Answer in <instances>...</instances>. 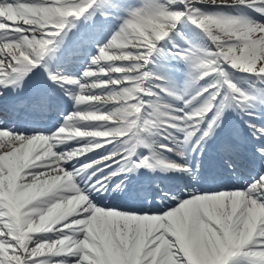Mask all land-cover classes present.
<instances>
[{
	"label": "snow or ice",
	"instance_id": "obj_1",
	"mask_svg": "<svg viewBox=\"0 0 264 264\" xmlns=\"http://www.w3.org/2000/svg\"><path fill=\"white\" fill-rule=\"evenodd\" d=\"M0 264H264V0H0Z\"/></svg>",
	"mask_w": 264,
	"mask_h": 264
},
{
	"label": "rangeland",
	"instance_id": "obj_2",
	"mask_svg": "<svg viewBox=\"0 0 264 264\" xmlns=\"http://www.w3.org/2000/svg\"><path fill=\"white\" fill-rule=\"evenodd\" d=\"M155 175H157V174H155ZM158 175H160V174L158 173ZM163 175H164V174H163ZM163 175H162V173H161V176H163Z\"/></svg>",
	"mask_w": 264,
	"mask_h": 264
},
{
	"label": "bare ground",
	"instance_id": "obj_3",
	"mask_svg": "<svg viewBox=\"0 0 264 264\" xmlns=\"http://www.w3.org/2000/svg\"><path fill=\"white\" fill-rule=\"evenodd\" d=\"M158 175V174H157ZM160 176H161V174H160Z\"/></svg>",
	"mask_w": 264,
	"mask_h": 264
}]
</instances>
